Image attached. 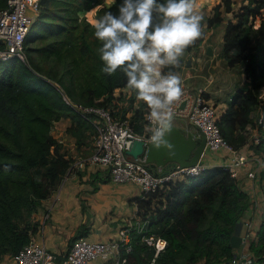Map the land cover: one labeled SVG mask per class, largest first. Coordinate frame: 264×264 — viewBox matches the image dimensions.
<instances>
[{
    "label": "trees",
    "instance_id": "1",
    "mask_svg": "<svg viewBox=\"0 0 264 264\" xmlns=\"http://www.w3.org/2000/svg\"><path fill=\"white\" fill-rule=\"evenodd\" d=\"M233 1L222 0L221 4L228 11ZM121 2L41 0L38 15L24 38L27 59L17 56L0 59V259L7 253L12 256L29 240L37 227L30 220L31 213L56 189L74 159L52 133L53 123L69 116L70 124L65 130L75 137L77 147L85 153L92 148L87 137L89 127L94 126L92 121L67 102L62 94L64 89L42 72L30 52L38 46L29 42L44 36L46 27H50L60 35L52 48L53 54L69 59L72 88L55 77L65 84L67 92H64L83 104H115L123 93L114 95L113 91L126 86V77L119 71L114 75L101 71L103 62L98 53L101 44L90 22L106 11L117 12ZM5 4L6 0H0V8ZM263 7L264 0H242L236 19L225 23L223 56L231 66L241 63L248 81L236 87L218 118L223 135L232 145L245 144L259 155L264 154V98L260 95L264 87ZM256 15H259L258 23L253 20ZM50 19L55 20L51 25ZM221 19L217 5L202 23L206 24L205 28ZM34 25L36 29L32 32ZM175 70L165 68L163 72ZM130 94H124L129 101L121 106L120 112L133 110L134 125L142 131L143 106H133L135 93L132 90ZM258 104L263 106V111L259 121L251 125L258 127L260 141L254 143L244 136L243 130L252 122L251 112ZM84 144L90 145L81 147ZM96 171L103 179H109L102 170ZM236 177L222 164H210L197 174L165 181L157 191L136 197L140 220L130 229V249L120 246L121 256L126 258L124 264L148 262L155 250L154 245L143 239L149 233L166 240L153 264H192L201 259L213 264L231 259L233 226L249 204V196ZM83 227L84 224L78 227L70 242L87 233ZM248 246L252 255L248 264H264V212L256 237L249 240Z\"/></svg>",
    "mask_w": 264,
    "mask_h": 264
},
{
    "label": "built area",
    "instance_id": "2",
    "mask_svg": "<svg viewBox=\"0 0 264 264\" xmlns=\"http://www.w3.org/2000/svg\"><path fill=\"white\" fill-rule=\"evenodd\" d=\"M41 0H6V4L0 8V59L17 56L27 59L24 49V38L33 21L36 19ZM37 10L33 15L29 11ZM65 100L72 104L84 117L92 121L95 127V136L91 151L80 155L71 161L68 170H83L87 167L104 171L115 182H133L137 184L142 195L157 191L165 181L183 178L199 173L208 164L200 158L193 164L180 165L178 163L167 166H157V171L150 169L144 153L133 156L126 149L135 138L150 139V133L146 130L152 127L149 120V110L144 104L140 122L144 125L142 131L136 129L132 119L133 110L124 113L114 111L112 107L99 104H83L73 101L64 91ZM118 95V94H114ZM185 101L182 107L181 101ZM118 102V99H116ZM173 112L185 116L191 125L197 126L205 135V149H225L229 158L220 163L226 167L232 175H238L240 166L252 163L247 170L248 176H255L261 167L259 154L249 156L246 150L232 145L223 135L218 123L219 112L217 105L204 97L200 92L191 93L183 89L181 99L174 105ZM250 139L256 143L260 141V132L256 125H248ZM140 220L138 212L133 213L127 222L122 225L114 238L107 240L93 239L88 233L76 236L69 244L62 259L57 252L49 249L43 243L30 237L16 252L12 254L17 264H89V261L102 256L125 245L130 249V229L134 222ZM250 223L247 221L245 238L250 234ZM143 239L154 245V253L146 264H153L157 252L165 246L166 240L154 233H149ZM122 260L125 257L121 258ZM250 258L232 257V264H248Z\"/></svg>",
    "mask_w": 264,
    "mask_h": 264
},
{
    "label": "crops",
    "instance_id": "3",
    "mask_svg": "<svg viewBox=\"0 0 264 264\" xmlns=\"http://www.w3.org/2000/svg\"><path fill=\"white\" fill-rule=\"evenodd\" d=\"M120 92L128 96L132 90L127 86L117 87L113 94ZM132 97H134L133 106L144 105L142 101L136 99L134 94ZM206 98L210 100V98ZM221 103L225 105L220 107ZM217 106L220 114L226 107V102L220 101ZM177 117L182 120H177ZM172 121L185 128L189 125L188 119L181 115L175 116ZM68 124H70L69 116H62L55 121V126H61L66 134L71 135V142L65 141L64 143L63 138L59 139L64 144H69H63L62 149L65 150L68 147L70 155L76 158L81 155L82 150L78 151L75 137L65 130ZM190 126L192 129L194 128V125ZM241 148L246 150L251 157L252 154H257L245 144ZM260 157L262 165L256 171L255 176L247 175V170L252 165V163H248L239 167L236 177L238 185L249 196V204L234 223L231 237L232 255L233 257L246 256L250 258V261L252 255L248 246L249 240L256 237V231L264 212V159L262 155ZM228 158L229 153L223 148L219 150L204 148L202 153V159L208 165L223 163ZM99 175L92 167L85 168L83 172L67 170L56 189L49 196L43 198L31 213L30 220L33 225L36 222L37 227L34 232L30 233V237L57 252L60 257L65 254L71 238L76 234L81 224H84L83 228L87 229L88 235L93 239L107 240L116 237L119 228L127 222L133 213L138 211L136 197L140 196L142 191L133 182H115L110 178L103 179ZM101 175L103 174L101 173ZM82 203L85 204V207L82 206ZM247 221L250 223L251 232L245 238ZM120 252V247L114 248L105 255L91 259L89 264H124L126 258L122 260L123 256ZM0 264L17 263L11 256L5 254L0 259ZM192 264L207 263L201 259ZM213 264L232 263L231 259H228Z\"/></svg>",
    "mask_w": 264,
    "mask_h": 264
},
{
    "label": "clouds",
    "instance_id": "4",
    "mask_svg": "<svg viewBox=\"0 0 264 264\" xmlns=\"http://www.w3.org/2000/svg\"><path fill=\"white\" fill-rule=\"evenodd\" d=\"M204 16L195 0H122L91 23L100 42L101 71L126 77V86L149 110L150 140L167 146L172 113L182 96V79L165 68H179L186 50L204 35Z\"/></svg>",
    "mask_w": 264,
    "mask_h": 264
},
{
    "label": "rangeland",
    "instance_id": "5",
    "mask_svg": "<svg viewBox=\"0 0 264 264\" xmlns=\"http://www.w3.org/2000/svg\"><path fill=\"white\" fill-rule=\"evenodd\" d=\"M110 1L111 0H106L107 3H109ZM221 2L222 0H195L196 10L204 17L211 16L214 13L216 6L219 5V8L221 9L222 19L212 26H205L203 39L195 43L190 50H186L185 55L181 60L180 67L175 68V73L178 74L183 81L182 89H186L187 91H190L194 94L200 92L204 97L210 98V100L216 105L220 101H225L227 104L229 97L236 89V87L239 85H243L248 81L243 70V65L241 63H236L233 66L227 64V60L223 56L222 52L225 23L228 19H236L235 13L236 11H238L239 5L242 4V0H234L232 2V9L228 11L225 10ZM29 11L33 13V15H35L37 12V10H34L32 8H30ZM262 14L264 15V7L262 9ZM253 20L254 22L258 23L259 15H256ZM48 21L50 25L52 24V22H55V20L51 21V19ZM204 25L206 24L204 23ZM53 26L55 25L53 24ZM35 29L36 26L34 25L32 28V32L35 31ZM46 31L47 32L44 36H39L30 40V45L38 46L37 49H31V55L33 59L41 66L42 72L46 76H50L51 80L56 85L67 92V89L64 86L65 84L72 88V78L69 72V59L68 57L59 58L53 54L52 48L54 47V45H57L56 39L60 35L55 33V31L50 29V27H46ZM208 45L211 46L213 50L212 53H208L206 51ZM187 59L190 60L189 64L186 63ZM55 77L61 78L62 82H64L65 84H62L59 79L56 80ZM125 95L121 94L119 96L118 102L115 100V104H109L108 106L112 107L114 111L120 113L122 109L121 106L124 105L126 101H129V98ZM260 95L262 98H264V87L261 88ZM223 105L225 104L221 103L220 107H222ZM262 111L263 106L261 104H258L253 108L251 112L252 122L250 123V126L251 124H255L257 121H259ZM177 118L175 119L180 121L182 120V118L180 117ZM52 133L58 138V140L60 138H63L62 141H64V143L65 141L69 142L71 140V135L66 134L61 126H55V122L52 126ZM243 134L245 137H247V139L250 138L251 132L249 127H246L245 130H243ZM94 136L95 127L90 126L87 135L89 140H87L91 145L93 143ZM62 141L60 142L63 145L64 143ZM90 144H84L81 147L86 148ZM77 149L78 151L82 150L78 147ZM68 150V147L65 148L66 153H69ZM82 154L84 155L88 153H85L83 149L81 155ZM262 156L264 157V154H262ZM7 254L11 256V254Z\"/></svg>",
    "mask_w": 264,
    "mask_h": 264
},
{
    "label": "water",
    "instance_id": "6",
    "mask_svg": "<svg viewBox=\"0 0 264 264\" xmlns=\"http://www.w3.org/2000/svg\"><path fill=\"white\" fill-rule=\"evenodd\" d=\"M206 51L212 53L211 46H207ZM187 59L186 63L189 64ZM185 101H181L179 106L182 107ZM177 116L172 113V119ZM189 123L188 127H182L172 121L171 130L166 134L165 140L167 146L156 147L150 139L135 138L130 146L126 149L127 153L137 156L144 153L147 164L150 169L157 171V166H167L178 163L180 165H189L195 163L204 151L205 135L197 127L192 129Z\"/></svg>",
    "mask_w": 264,
    "mask_h": 264
}]
</instances>
